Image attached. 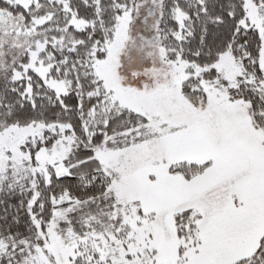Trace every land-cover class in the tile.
Returning a JSON list of instances; mask_svg holds the SVG:
<instances>
[{"label": "snow or ice", "instance_id": "6c2138e0", "mask_svg": "<svg viewBox=\"0 0 264 264\" xmlns=\"http://www.w3.org/2000/svg\"><path fill=\"white\" fill-rule=\"evenodd\" d=\"M0 264H264V0H0Z\"/></svg>", "mask_w": 264, "mask_h": 264}]
</instances>
